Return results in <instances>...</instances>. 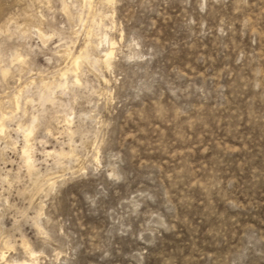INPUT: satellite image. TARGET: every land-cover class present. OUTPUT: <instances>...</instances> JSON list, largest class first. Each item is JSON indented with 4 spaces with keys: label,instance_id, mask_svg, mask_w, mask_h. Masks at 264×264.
I'll use <instances>...</instances> for the list:
<instances>
[{
    "label": "rangeland",
    "instance_id": "374dc122",
    "mask_svg": "<svg viewBox=\"0 0 264 264\" xmlns=\"http://www.w3.org/2000/svg\"><path fill=\"white\" fill-rule=\"evenodd\" d=\"M21 262L264 264V0H0Z\"/></svg>",
    "mask_w": 264,
    "mask_h": 264
},
{
    "label": "bare ground",
    "instance_id": "6f19581e",
    "mask_svg": "<svg viewBox=\"0 0 264 264\" xmlns=\"http://www.w3.org/2000/svg\"><path fill=\"white\" fill-rule=\"evenodd\" d=\"M112 53L113 51L110 50L109 52L106 53L105 55V63L106 65H110V62H111V57H112ZM88 56H86V54L82 53L81 56L79 55V57L75 58L74 60V63H73V71L75 72V70L77 69L78 65H79V62L81 59H86ZM69 70H72V69H69ZM68 70V71H69ZM65 75V73L63 74ZM23 157L26 161V164L29 168H31V156L29 154V151L27 150V148L24 149L23 151ZM8 264V263H7ZM16 264H26L25 262H21V263H16Z\"/></svg>",
    "mask_w": 264,
    "mask_h": 264
}]
</instances>
